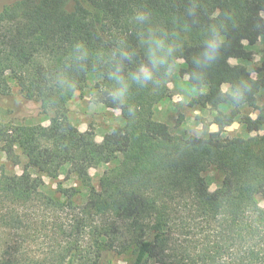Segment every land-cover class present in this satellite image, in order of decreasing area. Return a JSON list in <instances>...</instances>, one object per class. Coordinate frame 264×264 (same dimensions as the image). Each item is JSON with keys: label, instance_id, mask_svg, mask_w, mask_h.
Instances as JSON below:
<instances>
[{"label": "trees", "instance_id": "16d2710c", "mask_svg": "<svg viewBox=\"0 0 264 264\" xmlns=\"http://www.w3.org/2000/svg\"><path fill=\"white\" fill-rule=\"evenodd\" d=\"M196 3L197 15L189 17L190 0H0V25L9 29V49L0 63V98L10 94L4 77L9 67L17 76V101L36 105L39 114L49 117L47 126L23 124L19 116L14 118L18 122L0 123V151L19 164L17 147L26 159L21 174H0V228L43 225L30 204L36 203L34 209L58 203L42 195V179L30 169L56 178L68 166L93 195L83 218L106 202L119 219L111 232L115 238L108 228L98 233L106 241L127 240L132 246L129 264H220L225 257L234 259L235 246L243 251L240 264H257V251L264 249V212L256 202L264 195V0ZM138 10L151 13L152 27L176 33L179 45L169 64L154 71L149 86L160 92L166 72L182 60L179 74L195 92L189 106L208 112V125L216 127L204 138L176 134L154 120L151 102L136 84L128 98L135 116L121 108L124 125L111 128L100 142L91 129L75 134L69 125L67 102L75 91L96 78L93 101L117 110L110 95L120 87L116 77L127 79L146 62L141 33L148 26L133 21ZM211 24H223L227 39L220 55L209 61L203 41ZM77 41L88 48L84 60L71 54ZM259 43L260 61L255 63L253 48ZM116 49L134 53L132 62ZM224 84L242 90L243 100L231 104L232 98L221 92ZM234 123L244 136H223ZM99 163L113 167L95 191L89 170ZM211 166L222 178L212 191L203 176ZM67 251L66 264H73L76 251ZM4 257L0 264L48 263H33L25 255Z\"/></svg>", "mask_w": 264, "mask_h": 264}, {"label": "rangeland", "instance_id": "374dc122", "mask_svg": "<svg viewBox=\"0 0 264 264\" xmlns=\"http://www.w3.org/2000/svg\"><path fill=\"white\" fill-rule=\"evenodd\" d=\"M9 29L0 25V63L5 62V55L8 48ZM260 43L253 48L254 62L260 61ZM178 67L170 71L161 80V90L154 86L142 88V92L148 96L151 102L153 119L163 122L176 134L188 137L193 135L204 138L208 132L216 131L214 125H208L209 113L189 106V100L195 96V92L187 85V77L179 74L183 67L182 60H178ZM235 63V61H231ZM1 68L3 64H0ZM169 72V71H167ZM254 76V74H253ZM4 77L10 88L9 96L0 98V123L10 124L16 122L15 116L22 119L23 124H37L47 126L49 117L41 115L38 108L33 104L19 103V86L17 76L9 67L4 69ZM97 79H90L83 89L75 91L67 102L69 114L68 123L75 134H83L91 129L94 138L100 142L102 136L114 126L124 125V115L119 110H113L96 104L93 97L96 94L95 83ZM162 92V94H161ZM159 95H161L159 97ZM227 107L222 108L226 110ZM254 116V114H252ZM18 122V121H17ZM207 124V125H206ZM263 132H260L262 134ZM254 135V134H252ZM223 136H244L243 129L237 123L225 129ZM16 154L20 157L19 164H13L7 160L5 154L0 151V174H21L26 164L25 157L19 148H15ZM113 167L112 164L99 163L89 170L90 185L95 191H99V182L105 171ZM33 176L42 179L40 191L46 198L52 199L58 205L43 207V204L32 202L30 211L33 216L39 214L43 219L42 227L36 224H25L18 230H4L0 228V260L9 254L25 255L29 261L40 262L47 260V264H66L68 251L71 247L76 251V259L73 264H129L132 258V246L127 240H107L100 236L98 229H109L110 237L115 238L111 233L115 228L113 225H120L119 219L106 206V202L99 204L100 209L92 210L93 213L83 218V209H87L93 196L89 187L80 181L75 174L70 173L68 166H63L56 178H50L46 174L30 169ZM204 178L212 191L220 185L221 172L213 166L204 173ZM256 202L264 212V195L257 196ZM22 209L23 213L29 210ZM87 214V213H86ZM32 216V217H33ZM38 217V218H39ZM82 222L84 225L82 226ZM264 221V220H263ZM264 225V224H263ZM104 239V240H103ZM4 243V244H3ZM7 243V244H6ZM9 247V249H6ZM105 248L106 250H101ZM257 264H264V249L259 247ZM234 259L225 257L220 264H240L241 253L235 246ZM242 251V252H241ZM65 253V254H64ZM234 256V255H233ZM57 259V261L52 260ZM239 259V260H237ZM55 262V263H52ZM148 264H155L149 262ZM170 264V263H168Z\"/></svg>", "mask_w": 264, "mask_h": 264}, {"label": "clouds", "instance_id": "9594fccd", "mask_svg": "<svg viewBox=\"0 0 264 264\" xmlns=\"http://www.w3.org/2000/svg\"><path fill=\"white\" fill-rule=\"evenodd\" d=\"M187 16L195 17L197 15L196 0H190V6L186 9ZM225 18L230 19V14L225 13ZM133 21L139 25L148 27L141 33V43L146 47V62L140 63L135 71H133L129 78L123 76L116 77L120 87L110 93L113 101L117 105V110L127 107L129 116H135V106L128 103L129 92L132 84H136L143 88L149 85V82L154 79V71L161 66L168 65L173 53L179 47L176 42L177 34H169L162 28H154L150 25L151 13L147 10H138L132 17ZM187 23L184 24V29L187 30ZM171 35V38H170ZM226 35L224 34V25L219 27L216 24L209 25L207 37L203 41L205 60H214L220 55V50L226 43ZM122 59L132 62L134 53L123 49H116ZM71 54L75 55L77 59L84 60L88 57L89 51L87 46L77 41L71 47ZM170 71L166 75H170ZM221 92L230 96L232 99L229 101L231 104L236 105L233 101H241L244 98L242 90H237L231 86L224 84L221 86Z\"/></svg>", "mask_w": 264, "mask_h": 264}]
</instances>
